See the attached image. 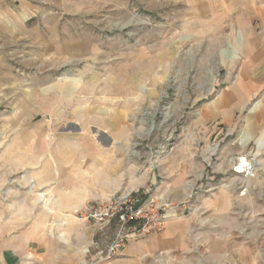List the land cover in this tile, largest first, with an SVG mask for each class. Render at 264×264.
<instances>
[{"label": "rangeland", "instance_id": "rangeland-1", "mask_svg": "<svg viewBox=\"0 0 264 264\" xmlns=\"http://www.w3.org/2000/svg\"><path fill=\"white\" fill-rule=\"evenodd\" d=\"M44 1L35 29L39 33L0 46V177L6 163L22 152L18 130L52 124L36 101L68 92L73 85L68 77L80 78L76 99L88 97L106 107L119 104L128 136V141H118L120 155L135 156L149 179L140 186H123L105 201H89L75 213L95 233L79 264L110 262L130 240L159 235L173 219L188 222L183 257L191 264L214 258L217 264H264V120L256 117L264 115V84L256 85L244 102L235 100L240 108H221L218 116L202 118L205 109L231 90L229 76L234 83L242 68L227 61L224 52L240 46L246 50L225 0L216 8L209 0ZM217 27V34L210 35ZM70 41L75 50L65 56L62 45ZM32 108L39 113L28 116ZM242 158L250 170L236 173ZM14 183L15 178L9 181ZM146 192L170 204L162 230L139 239V234L131 236L117 255L98 259L121 226L116 220L102 227L85 219V209Z\"/></svg>", "mask_w": 264, "mask_h": 264}, {"label": "crops", "instance_id": "crops-1", "mask_svg": "<svg viewBox=\"0 0 264 264\" xmlns=\"http://www.w3.org/2000/svg\"><path fill=\"white\" fill-rule=\"evenodd\" d=\"M220 1L209 3L216 8L224 2ZM41 2L45 1L0 0V46L33 39L39 33L35 29L42 15ZM225 6L230 8L231 24L240 25L246 50L241 51L240 46L224 52L227 61L242 68L234 83L235 77L229 76L231 90L226 89L205 109L202 118L218 116L221 108H240L241 103L233 105L235 100L244 102L256 85L264 84V72L260 73L264 66V0H225ZM218 27L210 30V35H215ZM74 45L73 41L62 45L65 56H72ZM67 82L73 84L68 92L43 100H55L53 104L36 101L42 116L49 114L53 119L52 124L27 125L18 130L22 133L18 136L22 152L15 162L6 163V173L0 177V264H79L83 248L95 233L75 213L89 201H105L123 186H140L149 179L135 156L120 155L123 152L118 141H128V136L119 104L99 106L90 103L88 97L80 101L75 97L80 96L81 79L68 77ZM33 111L38 109L32 108L28 116L39 113ZM256 117L263 122L264 115L258 112ZM126 129L130 131L129 124ZM12 177L15 183L9 185ZM188 234V222L173 219L159 235L130 240L119 256L103 264H191L183 257ZM215 259L209 263L217 264Z\"/></svg>", "mask_w": 264, "mask_h": 264}, {"label": "built area", "instance_id": "built-area-1", "mask_svg": "<svg viewBox=\"0 0 264 264\" xmlns=\"http://www.w3.org/2000/svg\"><path fill=\"white\" fill-rule=\"evenodd\" d=\"M150 195V192H146L135 198L132 193L123 194L107 205H91L85 209L83 212L85 219L93 220L102 227L116 220L121 226L116 233L115 240L107 246L106 250H99L98 259L109 260L117 255L131 236L139 234L137 235L139 239L162 230L171 212L170 204L167 200H158L159 198ZM144 201L145 204H142ZM136 224H139L140 228L132 231L128 229Z\"/></svg>", "mask_w": 264, "mask_h": 264}, {"label": "bare ground", "instance_id": "bare-ground-1", "mask_svg": "<svg viewBox=\"0 0 264 264\" xmlns=\"http://www.w3.org/2000/svg\"><path fill=\"white\" fill-rule=\"evenodd\" d=\"M250 165L251 164L248 163L245 158H242L240 161V165L237 167L238 171H236V173H245L246 171L250 170Z\"/></svg>", "mask_w": 264, "mask_h": 264}]
</instances>
